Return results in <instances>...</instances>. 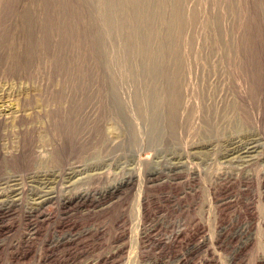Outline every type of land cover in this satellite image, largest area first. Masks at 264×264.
<instances>
[{"label": "rangeland", "instance_id": "rangeland-1", "mask_svg": "<svg viewBox=\"0 0 264 264\" xmlns=\"http://www.w3.org/2000/svg\"><path fill=\"white\" fill-rule=\"evenodd\" d=\"M263 217L264 0H0V264H264Z\"/></svg>", "mask_w": 264, "mask_h": 264}, {"label": "bare ground", "instance_id": "bare-ground-1", "mask_svg": "<svg viewBox=\"0 0 264 264\" xmlns=\"http://www.w3.org/2000/svg\"><path fill=\"white\" fill-rule=\"evenodd\" d=\"M224 105V104H223ZM227 108V105H226V107H225V109ZM231 115V114H230ZM226 117H227V120H229L228 121V125H227V127H231V128H233L235 125H236V123H235V121L234 120H232L231 118L232 117H229V115L228 114H226ZM258 124V123H257ZM244 142V141H243ZM257 142V141H256ZM240 147V146H239ZM256 145H254V143L253 144H250L249 145V147L246 149V151H244L243 153H244V156H242V158H244V159H246V160H243L244 161V163H249V162H251L252 161V159H253V157H252V155L255 153V149H256ZM238 148V147H237ZM242 148V147H241ZM246 148V147H245ZM243 149V148H242ZM233 153V152H232ZM236 153V152H235ZM241 158V159H242ZM238 159V158H237ZM241 163V162H240ZM252 203V202H251ZM247 204H249V203H247ZM252 205V204H251ZM254 209H252V211H253ZM248 211V210H247ZM257 211V210H256ZM220 212V211H219ZM249 212V211H248ZM217 213V212H216ZM253 213V212H252ZM251 213V214H252ZM144 214H145V212H144ZM224 214V213H223ZM247 214V213H246ZM249 214V213H248ZM254 214H255V212H254ZM257 214H259V213H257ZM250 215V214H249ZM252 216V215H251ZM251 218V217H250ZM253 218H255L254 216H253ZM253 218H252V220H253ZM264 218V217H263ZM259 219V218H258ZM250 221H251V219H250ZM253 222V221H252ZM251 222V223H252ZM264 222V221H263ZM225 223V222H224ZM253 224V223H252ZM254 225V224H253ZM251 226V225H250ZM228 227V226H227ZM243 227V226H242ZM263 227V226H262ZM241 231V230H240ZM176 237V236H175Z\"/></svg>", "mask_w": 264, "mask_h": 264}]
</instances>
